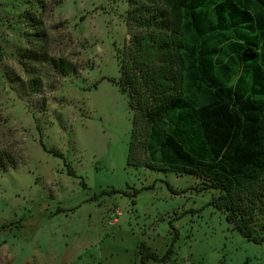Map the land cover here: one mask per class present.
<instances>
[{"label": "rangeland", "instance_id": "374dc122", "mask_svg": "<svg viewBox=\"0 0 264 264\" xmlns=\"http://www.w3.org/2000/svg\"><path fill=\"white\" fill-rule=\"evenodd\" d=\"M153 4L0 0V149L16 163L0 168V264H143L171 244L148 264H264V242L210 204L202 178L128 165L131 143L149 158V128L117 82L129 11Z\"/></svg>", "mask_w": 264, "mask_h": 264}, {"label": "trees", "instance_id": "16d2710c", "mask_svg": "<svg viewBox=\"0 0 264 264\" xmlns=\"http://www.w3.org/2000/svg\"><path fill=\"white\" fill-rule=\"evenodd\" d=\"M145 1L154 4L129 11L131 38L117 83L135 110L134 127L139 116L149 128V158H139L131 143L128 165L197 175L201 191L218 192L210 204L261 244L264 227L258 229L256 220L264 214V0ZM50 61L63 74L75 71L72 62ZM15 164L0 149V168ZM173 250L171 244L162 257L149 252L141 259L166 261Z\"/></svg>", "mask_w": 264, "mask_h": 264}]
</instances>
